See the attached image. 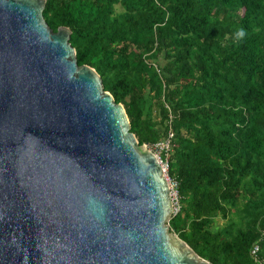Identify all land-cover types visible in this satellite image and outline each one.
Masks as SVG:
<instances>
[{
    "label": "trees",
    "instance_id": "obj_1",
    "mask_svg": "<svg viewBox=\"0 0 264 264\" xmlns=\"http://www.w3.org/2000/svg\"><path fill=\"white\" fill-rule=\"evenodd\" d=\"M42 17L138 144L171 132L168 228L211 264H264V0H45Z\"/></svg>",
    "mask_w": 264,
    "mask_h": 264
},
{
    "label": "water",
    "instance_id": "obj_2",
    "mask_svg": "<svg viewBox=\"0 0 264 264\" xmlns=\"http://www.w3.org/2000/svg\"><path fill=\"white\" fill-rule=\"evenodd\" d=\"M45 0H0V264H211L168 228L156 154Z\"/></svg>",
    "mask_w": 264,
    "mask_h": 264
},
{
    "label": "built area",
    "instance_id": "obj_3",
    "mask_svg": "<svg viewBox=\"0 0 264 264\" xmlns=\"http://www.w3.org/2000/svg\"><path fill=\"white\" fill-rule=\"evenodd\" d=\"M171 135V132H168V136L162 140H158L156 142H154L151 145L147 144V147H149L157 156L158 160H159V164L162 170V173L165 176L166 182H167V186H168V190H169V195H170V199H171V205H172V215L175 214L177 212V210L179 209V203L177 200V193H176V180L173 178H170L167 174H166V151L168 150V145H169V137ZM163 152L164 157L161 158L160 157V153ZM256 251H257V246L253 245L249 251L251 256H255L256 255Z\"/></svg>",
    "mask_w": 264,
    "mask_h": 264
},
{
    "label": "rangeland",
    "instance_id": "obj_4",
    "mask_svg": "<svg viewBox=\"0 0 264 264\" xmlns=\"http://www.w3.org/2000/svg\"><path fill=\"white\" fill-rule=\"evenodd\" d=\"M170 230V229H169ZM172 232V231H171Z\"/></svg>",
    "mask_w": 264,
    "mask_h": 264
}]
</instances>
